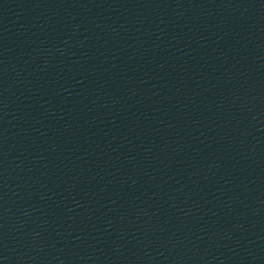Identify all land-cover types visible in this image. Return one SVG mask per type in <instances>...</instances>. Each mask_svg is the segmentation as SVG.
I'll list each match as a JSON object with an SVG mask.
<instances>
[{"label": "water", "instance_id": "water-1", "mask_svg": "<svg viewBox=\"0 0 264 264\" xmlns=\"http://www.w3.org/2000/svg\"><path fill=\"white\" fill-rule=\"evenodd\" d=\"M0 264H264V0H0Z\"/></svg>", "mask_w": 264, "mask_h": 264}]
</instances>
